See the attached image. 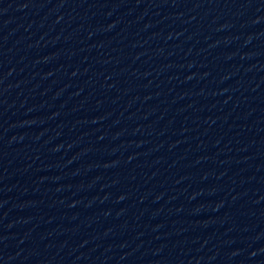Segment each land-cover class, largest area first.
<instances>
[{
    "label": "water",
    "instance_id": "obj_1",
    "mask_svg": "<svg viewBox=\"0 0 264 264\" xmlns=\"http://www.w3.org/2000/svg\"><path fill=\"white\" fill-rule=\"evenodd\" d=\"M0 264H264V0H0Z\"/></svg>",
    "mask_w": 264,
    "mask_h": 264
}]
</instances>
